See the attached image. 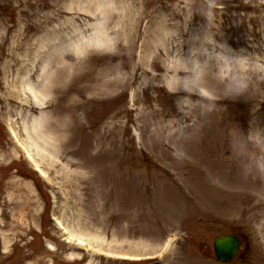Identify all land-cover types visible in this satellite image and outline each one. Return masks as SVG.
I'll return each mask as SVG.
<instances>
[{"label":"rangeland","instance_id":"obj_1","mask_svg":"<svg viewBox=\"0 0 264 264\" xmlns=\"http://www.w3.org/2000/svg\"><path fill=\"white\" fill-rule=\"evenodd\" d=\"M219 235L264 264V0H0V264H220Z\"/></svg>","mask_w":264,"mask_h":264},{"label":"water","instance_id":"obj_2","mask_svg":"<svg viewBox=\"0 0 264 264\" xmlns=\"http://www.w3.org/2000/svg\"><path fill=\"white\" fill-rule=\"evenodd\" d=\"M240 240L232 235L217 236L213 240L214 256L217 262L230 263L240 249Z\"/></svg>","mask_w":264,"mask_h":264},{"label":"bare ground","instance_id":"obj_3","mask_svg":"<svg viewBox=\"0 0 264 264\" xmlns=\"http://www.w3.org/2000/svg\"><path fill=\"white\" fill-rule=\"evenodd\" d=\"M31 139V141L33 142V140H32V138H30ZM34 143V142H33ZM35 170L40 174V175H42V172L40 171V170H38L37 168H35Z\"/></svg>","mask_w":264,"mask_h":264}]
</instances>
